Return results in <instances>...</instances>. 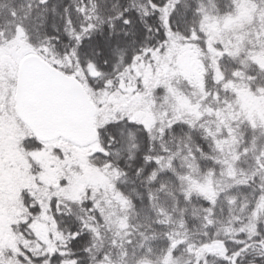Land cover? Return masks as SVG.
Here are the masks:
<instances>
[{"label": "snow or ice", "instance_id": "obj_1", "mask_svg": "<svg viewBox=\"0 0 264 264\" xmlns=\"http://www.w3.org/2000/svg\"><path fill=\"white\" fill-rule=\"evenodd\" d=\"M0 264H264V0H0Z\"/></svg>", "mask_w": 264, "mask_h": 264}]
</instances>
